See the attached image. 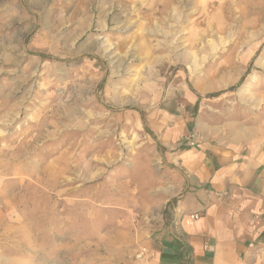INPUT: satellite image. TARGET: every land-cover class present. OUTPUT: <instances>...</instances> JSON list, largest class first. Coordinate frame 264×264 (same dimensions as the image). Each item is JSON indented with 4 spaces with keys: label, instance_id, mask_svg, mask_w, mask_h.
<instances>
[{
    "label": "rangeland",
    "instance_id": "1",
    "mask_svg": "<svg viewBox=\"0 0 264 264\" xmlns=\"http://www.w3.org/2000/svg\"><path fill=\"white\" fill-rule=\"evenodd\" d=\"M164 111L264 119V0H0V264L149 259Z\"/></svg>",
    "mask_w": 264,
    "mask_h": 264
},
{
    "label": "crops",
    "instance_id": "2",
    "mask_svg": "<svg viewBox=\"0 0 264 264\" xmlns=\"http://www.w3.org/2000/svg\"><path fill=\"white\" fill-rule=\"evenodd\" d=\"M160 115L153 130L175 146L167 147L175 183L154 254L141 264H264V119L229 120L188 146L181 140L197 121Z\"/></svg>",
    "mask_w": 264,
    "mask_h": 264
},
{
    "label": "built area",
    "instance_id": "3",
    "mask_svg": "<svg viewBox=\"0 0 264 264\" xmlns=\"http://www.w3.org/2000/svg\"><path fill=\"white\" fill-rule=\"evenodd\" d=\"M193 144H194V141H193V140L189 142V145H193ZM191 216L194 218V217L197 216V214H193V215H191Z\"/></svg>",
    "mask_w": 264,
    "mask_h": 264
},
{
    "label": "trees",
    "instance_id": "4",
    "mask_svg": "<svg viewBox=\"0 0 264 264\" xmlns=\"http://www.w3.org/2000/svg\"><path fill=\"white\" fill-rule=\"evenodd\" d=\"M231 89H233V88H231ZM217 94H219V93L218 92L217 93H212L209 96H216Z\"/></svg>",
    "mask_w": 264,
    "mask_h": 264
},
{
    "label": "bare ground",
    "instance_id": "5",
    "mask_svg": "<svg viewBox=\"0 0 264 264\" xmlns=\"http://www.w3.org/2000/svg\"><path fill=\"white\" fill-rule=\"evenodd\" d=\"M184 2V1H183ZM117 23V22H116Z\"/></svg>",
    "mask_w": 264,
    "mask_h": 264
}]
</instances>
